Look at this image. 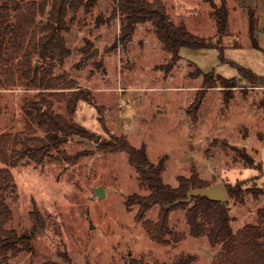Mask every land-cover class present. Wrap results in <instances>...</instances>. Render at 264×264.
Segmentation results:
<instances>
[{"label":"rangeland","instance_id":"374dc122","mask_svg":"<svg viewBox=\"0 0 264 264\" xmlns=\"http://www.w3.org/2000/svg\"><path fill=\"white\" fill-rule=\"evenodd\" d=\"M86 1L88 7L67 17L70 29L63 34L70 53L64 62L56 63L50 72L49 63L34 57L39 72L49 73L58 87L27 88L16 68L18 58L10 64L15 84L0 87V134L24 135L23 106L26 99L38 100L41 95L52 101L56 113L90 132L88 136L62 133L67 138H61L59 147L42 163L25 158L12 167L16 186L6 192L13 212L7 227L30 230L34 203L49 219V227L34 237L32 252L0 258V264H131L135 258L149 264H173L188 255L192 256L188 264H213L221 246L213 247L207 236H192L182 207L170 213L171 243L150 238L143 221L136 219L139 205L127 202L132 194L149 190L140 186L126 152L102 151L97 143L125 135L137 147L145 144L152 161L165 160L162 176L173 186L178 185L179 176L196 172L209 186L223 183L226 192L227 185L237 181L244 188H259L263 191L259 197L246 193L243 203L227 192L234 230L257 222V210L264 205V79L251 82L236 64L257 74L264 72V48L260 42V48L251 45L248 11L240 0H226L230 34L220 38L208 2L164 0L175 22L225 47L224 55L233 65L222 60L217 47L186 48L181 58L173 60L150 22L137 24L124 45L118 0ZM250 1L260 3L264 14V0ZM197 66L234 81L204 86ZM4 71L0 66L1 79ZM69 80L77 86L65 87ZM205 88L195 122L187 109L197 91ZM76 93L81 96L72 110L68 103ZM225 96L230 97L228 103ZM46 107L40 104L41 109ZM32 132L45 135L37 126ZM63 153L78 157L66 160ZM4 165L0 161V167ZM100 185L105 188L102 198L95 194ZM158 211L159 205L153 206L145 219L157 220ZM178 234L185 236L177 241Z\"/></svg>","mask_w":264,"mask_h":264},{"label":"trees","instance_id":"16d2710c","mask_svg":"<svg viewBox=\"0 0 264 264\" xmlns=\"http://www.w3.org/2000/svg\"><path fill=\"white\" fill-rule=\"evenodd\" d=\"M211 6L210 14L215 19L217 34L221 38L230 34L229 7L226 0L220 4L215 0H204ZM122 15L121 39L124 45L130 41L137 24L150 22L162 43L165 51L171 54L173 60L181 58L180 50L183 47L203 49L217 47L221 58L233 65L224 55L223 46H219L203 36L191 32L185 23L175 22L168 12L164 0H118ZM86 0H0V66L5 69L4 79L0 78V87L14 85V70L11 62L18 58L16 68L20 72L27 88L53 89L58 82L48 77V74L39 72L34 62L37 56L49 63V71L56 63L62 64L69 56L70 50L66 44L63 32L70 29V13L75 16L81 7H88ZM248 11L249 34L251 45L260 48L257 37L260 15L254 6H244ZM45 19L37 21V17ZM73 16V17H74ZM73 19V18H72ZM71 19V20H72ZM38 26V30L35 27ZM219 38V40H220ZM241 75L248 74L251 82L264 79L251 69L236 64ZM6 67V68H3ZM200 74L204 75V86L210 87L221 83L233 82L234 78H227L219 73L205 72L197 66ZM65 87L74 88L77 83L69 80ZM64 87V88H65ZM205 90L197 91L195 98L187 112L193 121H197L198 113L203 104ZM41 92V91H40ZM55 92V91H49ZM76 93L70 99L68 107L76 108V101L81 95ZM39 95V94H38ZM41 95V94H40ZM38 100H28L23 106L27 116V131L24 135L0 134V161L5 165L0 167V258L7 260L10 255L15 256L23 251L34 250L33 239L49 227V219L34 203L30 212L32 226L30 230L19 232L15 228L7 227L13 218L12 209L7 202L6 192L13 191L16 183L12 167L17 166L23 159L29 158L35 163H42L50 155L53 148L61 143L62 133L65 135L80 134L88 136L90 132L82 125L68 120L61 113L52 109V101L41 95ZM229 96L224 97L228 103ZM40 104L47 105L41 109ZM34 126L45 132L44 136L34 134ZM97 147L102 151H123L128 154L130 163L136 168L140 179V186L149 190L148 194L134 193L128 198L129 205H139L136 219L143 224L150 238L160 244H169L174 236L170 226V213L173 209H186V221L190 227V234L194 237L207 236L210 244L221 249L213 259V264H264V205L257 210L258 221L246 222L234 230L233 216L230 214L227 199L221 201L209 196L193 195L188 200V191L194 188H206L207 182L196 172L190 176L178 177V185L173 186L163 179L165 160L152 161L147 153L145 144L137 147L127 136H112L111 140H100ZM64 154V153H63ZM64 159L71 161L75 156ZM247 161L248 156L243 154ZM57 159L61 160L60 157ZM228 195L244 202L246 193L259 197L263 191L256 187L244 188L241 181L227 185ZM155 205H159L157 220L145 219L146 213ZM185 235L178 234L176 240ZM192 256L181 257L173 264H188ZM131 264H149L142 259H132Z\"/></svg>","mask_w":264,"mask_h":264},{"label":"water","instance_id":"95a60500","mask_svg":"<svg viewBox=\"0 0 264 264\" xmlns=\"http://www.w3.org/2000/svg\"><path fill=\"white\" fill-rule=\"evenodd\" d=\"M172 64V63H171ZM63 139L67 137H63ZM95 194L102 198L105 196V188L103 186H98L95 189ZM193 195H202V196H209L214 199H219L221 201H225L227 199V192L226 189L221 182H217L211 186H208L206 188H194L188 191V200L191 199ZM92 227V225H91Z\"/></svg>","mask_w":264,"mask_h":264},{"label":"crops","instance_id":"0c3cea01","mask_svg":"<svg viewBox=\"0 0 264 264\" xmlns=\"http://www.w3.org/2000/svg\"><path fill=\"white\" fill-rule=\"evenodd\" d=\"M241 4L243 6L245 5H248V6H257L258 8V11H259V15H260V20H259V24H258V32H257V37L259 39V42L261 44V46L264 48V14L262 12V9H261V6H260V3L258 4H255L253 3V1H250V0H240ZM186 48H189V47H183L181 50H180V54L182 53V51ZM195 49V48H193ZM203 49H210V48H203ZM197 50V49H196ZM182 55V54H181ZM255 68V67H254ZM255 71H259L257 69H254ZM259 74L264 76V72L263 71H259ZM237 230V229H236Z\"/></svg>","mask_w":264,"mask_h":264}]
</instances>
